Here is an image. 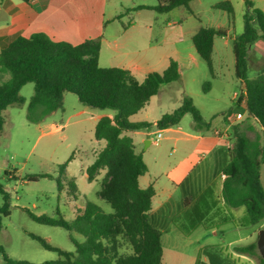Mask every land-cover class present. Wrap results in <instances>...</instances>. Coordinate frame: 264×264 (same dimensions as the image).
<instances>
[{"label": "trees", "instance_id": "trees-1", "mask_svg": "<svg viewBox=\"0 0 264 264\" xmlns=\"http://www.w3.org/2000/svg\"><path fill=\"white\" fill-rule=\"evenodd\" d=\"M193 1L158 0V5H142L134 10L147 9L167 14L174 9L183 8L194 15L191 10ZM244 3V29L232 41L235 76L246 85L248 118L257 122L264 135V69L253 79L247 73L248 50L255 41L264 39V10L255 7L252 0H244ZM215 8L225 11L233 19L234 7L230 0L216 4ZM225 36L224 29L201 27L192 38L197 54L210 72H213L215 39ZM100 49L101 38L74 45L37 33L29 38L18 36L0 51V133L5 124L3 112L13 105L26 102L20 92L28 83L35 86L28 106L30 122L38 124L62 109L66 93L77 95L85 106L113 112L112 118L104 116L95 127V139L104 141L105 146L86 171L89 182L104 174L98 195L111 206L112 212H106L101 205L91 200L86 202L72 221L66 220L59 209L56 211L58 218L36 215L27 210L29 216L39 224L62 227L68 232L83 236V242L70 238L75 246L74 252L54 247L35 234L29 235L44 249L59 255V259L42 264H162V232L151 224L149 218L155 189L153 186H140L139 179L148 172V167L143 156L136 152L133 139L126 132L151 127L150 123L133 122L131 118L158 94L162 85L180 79L179 64L171 60L163 73H150L140 82L129 70L100 67ZM188 114L193 117L197 127L205 124L200 110L186 96L181 107L165 114L158 121L157 127L167 129L176 126ZM248 131L255 132V128L250 124L244 131L238 130L235 141L229 148L230 160L222 171L225 176L222 186L223 205L214 196L211 186L196 198L185 199V205H193L192 216L196 222L214 221L222 206L227 209H244L245 216L241 226L260 225L264 222V187L261 182L264 138L258 134L252 138ZM67 166L68 163L63 169ZM38 177L53 179L50 175ZM38 177L28 176V179L36 181ZM57 182L60 192L63 182ZM70 185L73 189L76 188L75 182L72 181ZM0 193L5 199L0 212L8 215L10 196L2 185ZM221 221L229 223L231 219L224 216ZM210 248H204L201 255L206 256L208 262L198 259L196 264H231L220 256L205 253V249ZM0 251L5 264H33L9 258L1 247ZM233 251L252 258L258 257L260 264H264L257 248V240L236 245Z\"/></svg>", "mask_w": 264, "mask_h": 264}, {"label": "rangeland", "instance_id": "rangeland-1", "mask_svg": "<svg viewBox=\"0 0 264 264\" xmlns=\"http://www.w3.org/2000/svg\"><path fill=\"white\" fill-rule=\"evenodd\" d=\"M223 1L225 0H198L193 4L191 3V10L194 15L191 16L187 9L182 8L176 9L173 16L186 18L184 19L185 29L189 32L194 31L198 26L217 27L218 23L222 25L226 21L225 11L215 8L216 4ZM230 1L234 7L232 22L236 20V31L239 34L243 31L240 15L242 11L246 10V6L243 3L244 0ZM256 3L259 8H264V0ZM136 4L158 5V0H119L118 13L126 25L136 15L132 8H135ZM148 14L151 13L148 12ZM156 14L162 17L166 16L162 13ZM223 43L224 41L217 37L216 49L212 57L213 72H210L205 62L200 61L201 66L199 68L193 67L192 70H184L182 81L171 85H162V97H170L174 107L183 90L186 89L193 101L199 106H208L211 110L224 109L219 116H226L231 110L233 112L242 111V108L230 100L234 91L240 89L234 74L235 55L233 46L230 43L226 47ZM251 48L253 49L248 55L247 73L253 79L264 69V44L259 41V43H253ZM254 60L258 61L256 67L253 63ZM34 89L33 83H28L22 88L20 95L26 102L22 105H13L7 109L5 125L0 133V185L10 196L9 214L0 212V247L11 259L42 264L46 261L59 259V255L44 249L29 234L40 236L46 239L50 245L68 252L75 251L71 237L77 242H83L84 237L75 232H68L62 227L39 224L29 216L27 210L36 215L58 218L56 211L60 209L62 216L66 220L72 221L77 216L78 211L85 207L88 200L98 203L106 212H112V208L98 195L104 174L97 176L96 180L91 183L85 177V167L94 161L102 148L88 143L94 136V128L86 122L87 114H79L83 105L77 95L66 93L63 108L50 114L37 124L28 119V106ZM217 100L221 101L218 102ZM192 121L193 117L188 114L184 116L182 124L188 126ZM250 124L255 128V132L250 134L251 137L254 138L258 134L264 138L257 122L249 119L248 116L236 123L235 127L245 129ZM60 125L65 127L60 129ZM155 130H157L156 127L150 129V131ZM159 151V146L152 145L145 155L152 172L163 169V167L160 168V165L155 166L152 162V157ZM220 154V159L211 168V176L214 178L220 177L221 171L230 160V153L227 149H222ZM66 163L69 164V168L63 169ZM41 175H50L53 179L39 178L38 176ZM28 176H36L38 179L29 181ZM58 180L63 182V188L60 192L58 191ZM72 181L75 182L76 188L74 189L70 185ZM261 182L264 187V165L261 168ZM187 187V185H183L178 192L180 194L186 192ZM4 204L5 199L0 193V207H3ZM224 216H229L231 221L223 223L221 220ZM244 216L243 208L227 209L224 206L221 207L219 215L214 221L211 219L199 223L195 221L192 213L189 215L182 212L176 214L172 217L171 222H174L189 239L183 241L182 245L172 248L169 244H172L174 239L177 240L174 236L175 231L170 230V228L164 229L166 251L164 262L193 264V258L199 246L203 245L201 251L206 247H213L228 249L233 252L236 245L258 240V233L264 229V222L260 225L241 226ZM159 219V216L152 215L150 222L158 227H164L160 224ZM168 233L170 234L167 241L166 235L168 236ZM175 250L179 254L173 258V254L170 252L174 253ZM201 251L200 256L203 254ZM253 259L255 261H242L238 264H260L258 257ZM230 260L234 262L236 259L232 256ZM0 264H5L1 251Z\"/></svg>", "mask_w": 264, "mask_h": 264}, {"label": "crops", "instance_id": "crops-1", "mask_svg": "<svg viewBox=\"0 0 264 264\" xmlns=\"http://www.w3.org/2000/svg\"><path fill=\"white\" fill-rule=\"evenodd\" d=\"M196 1L198 0H194L192 4ZM261 1L252 0L257 8H259V5L256 2ZM118 4L119 0H0V51L18 36L29 38L34 34L44 33L55 41H64L74 45L83 43L86 40L101 38L98 59L100 67L129 70L140 82H143L150 73H163L168 69L171 60H175L179 64L181 74L180 79L172 83L184 79V70H192L193 67L199 68L201 66L200 61L203 60L197 54L192 38L201 27L205 26H198L194 31L189 32L185 29L184 19L186 18L173 16L176 9L167 14L162 13L166 15L164 17L157 15L158 12L155 10H135L136 15L126 25L123 18L121 19L119 16ZM139 5L142 6V4H136L135 8ZM148 12L151 14H148ZM224 13L226 14L224 15L226 21L222 25L218 23L217 27L213 28L226 31V36L220 38L224 41L223 45L227 47L243 31L237 34L236 20L232 22L230 16L226 12ZM244 13L245 10L240 15L242 22ZM216 41L217 38L214 42L213 56ZM259 41L264 44L262 38L254 43H259ZM252 49L250 46L248 55ZM253 63L255 67L258 65L257 60H254ZM233 64H235V61ZM238 83L241 87L242 81L238 80ZM162 89L160 88L158 94L153 96L146 106L131 118L133 122L150 123L151 127L126 132V135L133 139L136 152L143 156L148 167V172L139 179L140 186L142 188L153 186L155 189L149 218L152 215L159 216L160 224L164 226L158 227L151 223L162 232L164 250L162 264H173L171 261L169 263L164 262L166 254L164 229L168 230L170 228V230L175 231L174 236L177 240L174 239L172 244H169L170 247L176 248L182 245L183 241H187L189 237L184 235L174 222H171L172 217L181 212L191 214L193 205H185V199L196 198L209 186L213 188L214 196L220 200V205H223V174L221 171L220 177L214 178L211 176V168L220 159V151L224 148L229 151L228 143L232 145L235 141L236 132L238 130L244 131V128L237 129L236 124L231 123V118L234 114L240 112L239 110L236 112L231 110L226 116H219L224 109L211 110L210 107L199 106L193 101L200 110L205 124L197 127L193 119L188 126H185L182 124V119L178 125L164 129L163 140L160 144L155 145L151 142L152 138L150 139V137L152 136L150 134L159 129L157 127L158 121L165 114H170L180 108L185 96L191 98V95L185 89L179 97L178 103L173 107L170 97H162ZM230 100L234 102L233 95L230 96ZM217 101L220 102L221 100ZM82 105L83 109L79 114L88 115L85 118L86 122L94 130L101 118L104 116L113 117V112L101 111ZM239 108H242V111L248 116L247 106H239ZM6 111L7 109L3 112L4 118ZM62 127L65 126L60 125L59 128ZM152 127H156L157 130L150 131ZM251 133V131H248L249 136H251ZM90 141L88 143L98 145L100 148L105 146V142L96 140L95 136ZM152 145L160 147L159 153L152 157L155 166L160 165V168L163 167L158 172H152L145 156ZM90 165L84 169L87 180L86 171ZM183 185L188 186L187 191L180 194L178 191ZM60 212L62 214L61 210ZM169 234L166 235L167 241ZM202 247L203 245L197 248L193 264H196L198 259L208 262L206 256L200 258ZM170 253L173 254V258L179 254L176 250L174 253L172 251ZM205 253L220 256L231 264H238L242 261H255L252 257L234 251L230 252L228 249L211 247L208 250L205 249ZM232 256L236 259L234 262L230 260Z\"/></svg>", "mask_w": 264, "mask_h": 264}, {"label": "built area", "instance_id": "built-area-1", "mask_svg": "<svg viewBox=\"0 0 264 264\" xmlns=\"http://www.w3.org/2000/svg\"><path fill=\"white\" fill-rule=\"evenodd\" d=\"M233 100L238 106H246L247 104V89L244 82H242L241 87L238 91L234 92L233 94ZM246 117V113L244 111H240L233 115L231 118V123L236 124L240 121L244 120ZM164 129H158L155 133H151V136H154L151 139V142L155 145H158L160 141L164 138ZM229 148L231 147V144L228 143ZM223 178L225 176L223 175Z\"/></svg>", "mask_w": 264, "mask_h": 264}, {"label": "water", "instance_id": "water-1", "mask_svg": "<svg viewBox=\"0 0 264 264\" xmlns=\"http://www.w3.org/2000/svg\"><path fill=\"white\" fill-rule=\"evenodd\" d=\"M257 248L264 259V229L260 230L258 233Z\"/></svg>", "mask_w": 264, "mask_h": 264}]
</instances>
